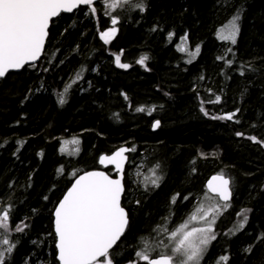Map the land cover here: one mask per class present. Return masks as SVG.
<instances>
[{
    "label": "trees",
    "instance_id": "1",
    "mask_svg": "<svg viewBox=\"0 0 264 264\" xmlns=\"http://www.w3.org/2000/svg\"><path fill=\"white\" fill-rule=\"evenodd\" d=\"M123 2L60 15L38 63L0 79L4 264H57L55 204L120 146L130 150L121 201L129 224L113 264H146L138 251L166 254L172 228L216 204L215 239L199 264H264V0ZM234 17L235 43L223 38ZM137 163L141 182L129 192ZM213 174L228 178L229 205L204 189Z\"/></svg>",
    "mask_w": 264,
    "mask_h": 264
},
{
    "label": "snow or ice",
    "instance_id": "2",
    "mask_svg": "<svg viewBox=\"0 0 264 264\" xmlns=\"http://www.w3.org/2000/svg\"><path fill=\"white\" fill-rule=\"evenodd\" d=\"M93 3L94 0H0V77H4L9 70L20 69L39 57L48 35L51 18L61 12H71L79 5L90 6ZM95 12L96 8L92 7L91 13ZM238 19L239 17L233 18L232 31L223 37L231 39L233 43L239 31L236 24ZM117 22L116 18L112 19L113 25ZM115 31L113 27L109 32H102L101 39L108 43V37ZM143 60L144 58H141L138 63H143ZM116 63L118 67H128L127 64L120 63L119 56H116ZM58 102L63 104L65 100L61 96ZM226 118L231 119L232 115ZM158 125L157 121L153 127ZM250 139L255 140V137ZM125 151L127 149L120 148L111 157L102 156L100 162L104 163L107 159L123 172ZM213 180L219 181V184L213 187L212 182H209V188L218 192L221 199L228 200L231 195L229 180L223 176L213 177ZM123 191L120 179H112L103 172H86L75 181L55 210L59 264H113L110 249L117 244L129 224L128 216L120 204ZM9 215L10 212L5 211L0 217V229L5 228ZM191 219L195 220L196 216L193 215ZM186 227V224L181 225L169 236L170 241L175 240L171 252L176 254L178 259L164 253H160L158 259H150L141 251L136 252V255L147 261V264H199L205 247L215 236H208L212 231L210 226L183 231ZM240 227L243 228V224ZM20 230L17 226V231ZM3 243L8 244L9 241L4 239ZM13 247L14 245L5 251L11 253ZM101 257L104 259H99ZM221 259L227 260V257ZM0 264H4V251H0Z\"/></svg>",
    "mask_w": 264,
    "mask_h": 264
},
{
    "label": "water",
    "instance_id": "3",
    "mask_svg": "<svg viewBox=\"0 0 264 264\" xmlns=\"http://www.w3.org/2000/svg\"><path fill=\"white\" fill-rule=\"evenodd\" d=\"M99 1H100V0H94V3H93L92 5H95V4H96L97 2H99ZM92 5H90V6H92ZM84 7H89V5H79V6H77L76 8H74L73 11H71V12H61L58 16L51 18L50 21H49V27H48V29H47V32L49 31V28H50L51 22L54 21L55 19H57L60 15H62V14H63V15H69V14L75 12L77 9H79V8H84ZM47 37H48V35H47ZM47 37L45 38L44 47H43V49H42V51H41V54L39 55V57H38L36 60H34V61H29L28 63H26V64H25L22 68H20V69L9 70V72L6 73V75L9 74V73L19 72V71H21V70H22L24 67H26V66H31V65H34V64L38 63V61L41 59V57H42V55H43V52H44V49H45V45H46V42H47ZM6 75H5V76H6ZM5 76H4V77H5ZM4 77H0V79H3ZM154 124H156V123H154ZM156 127H157V126H156ZM156 127H152V129L155 130ZM120 148L127 149V151H125L124 154H123L124 157L126 158V159L123 161V165H122V166H123V172H121L120 170H118L117 167H116V165H115L114 163H110L107 159L105 160L104 163H101V162H100V158H101L102 156H103V157H111V156H112L116 151H118ZM129 152H130L129 148H127L126 146H120V147L114 149L113 151H111V152L108 153V154H102V155H100V156L98 157V159H97V165H98V168L93 169V170L83 171V172H81L80 174H78L77 176H75V177L73 178V180L71 181L70 185L68 186V188L66 189V191L64 192V194L61 196V198H60V199L58 200V202L55 204V206H54V208H53V210H52V215H51V217H52V233H53V236H54L55 261H56L57 264H59V261H58V259H57L58 249L56 248L57 236H56V232H55V210H56V207L58 206L59 202L63 199L64 195H65V194L68 192V190L72 187V185L75 183V181H76L80 176L84 175L86 172H103L104 174L108 175V176H109L110 178H112V179H120V180H121V183H122V185H123V183H124V171H125V167H126V165H127V160H128V154H129ZM108 169H110V170L112 171L111 175H109V174L107 173L106 170H108ZM218 176H222V175H218V174L210 175V176L205 180V182H204V189L206 190V192H207L209 195L216 197V198L219 200L220 203L225 204V202H229V201H230V199H231V195H230V198H229L228 200H223V199L220 198V195L218 194V192H215V191H213V190H211V189L209 188V182H212V186H213V187H216V186L219 184V181H214V180H213V177H218ZM223 177H224V176H223ZM224 178H225V179H228V178H226V177H224ZM123 187H124V186H123ZM229 190H230V193H231L230 182H229ZM123 194H124V191L122 192L121 197H120V204H121V201H122ZM121 207H122V206H121ZM124 210H125V209H124ZM125 212H126V211H125ZM126 214H127V213H126ZM126 229H127V228H126ZM125 231H126V230H125ZM124 233H125V232H124ZM123 235H124V234H123ZM118 242H119V241H118ZM118 242H117V243H118ZM116 245H117V244H116ZM116 245H115V246H116ZM115 246H114L112 249H114ZM112 249H110V251H111ZM158 258H159V256H155V257H151L150 259H158ZM99 259L102 260L103 257H101V258H99ZM146 264H147V263H146Z\"/></svg>",
    "mask_w": 264,
    "mask_h": 264
},
{
    "label": "rangeland",
    "instance_id": "4",
    "mask_svg": "<svg viewBox=\"0 0 264 264\" xmlns=\"http://www.w3.org/2000/svg\"><path fill=\"white\" fill-rule=\"evenodd\" d=\"M123 1H125V0H104V3L102 6L107 7L108 11H110L112 9V12H114L117 9V7H119L120 5H123V3H124ZM110 29H112V28H110ZM110 29L106 30V32H109ZM231 31L232 30H230L228 32H231ZM70 142L71 141H67L65 143V145L63 146V148L67 149ZM141 173H142V163H137V164H134L131 167H129L127 175H126V180L128 182L129 192H131L130 190H133V188L136 189L138 184H140ZM197 210L194 212V214L196 216L195 220H192L191 216H185L182 220H180V222H178L174 226V228H172V231L180 228L181 225H185V224L187 225V227L184 228L183 231H188V230H191L192 228H208L209 226L212 227L214 225V221H215V217H216L215 213L220 211V207L218 204L213 205V206L208 205L207 207L201 206ZM201 217H203V219H201ZM170 233L168 234V236H170ZM208 236L211 237L210 232L208 233ZM164 240H165L164 242H166V239H164ZM174 246H175V240H171L169 246H167V247L164 246V247H165V249L168 248V252H166L167 255H172L174 257V259H178L177 255L171 252V248ZM207 246L205 247V250L202 253V256H201V259L199 262H201L203 260V256L205 255V253L207 251ZM5 247H6V245L4 246V248ZM217 260L221 261L222 259L218 258Z\"/></svg>",
    "mask_w": 264,
    "mask_h": 264
},
{
    "label": "bare ground",
    "instance_id": "5",
    "mask_svg": "<svg viewBox=\"0 0 264 264\" xmlns=\"http://www.w3.org/2000/svg\"><path fill=\"white\" fill-rule=\"evenodd\" d=\"M47 39H48V37H47ZM96 168H98V165H96L93 169H96ZM93 169H88V170H93ZM85 171H87V170H85ZM123 186H124V183H123ZM125 189V188H124ZM66 191V189L63 191V193H62V195L64 194V192ZM231 198H232V190H231ZM230 201H231V199H230ZM229 201V202H230ZM229 202H225V204H223V205H229L230 203ZM122 206V205H121ZM123 207V206H122ZM126 211V210H125ZM128 227V226H127ZM127 230V229H126ZM126 232V231H125ZM124 236L122 235V237L120 238V240L123 238ZM119 240V241H120Z\"/></svg>",
    "mask_w": 264,
    "mask_h": 264
}]
</instances>
